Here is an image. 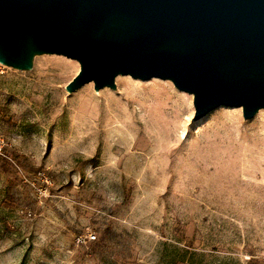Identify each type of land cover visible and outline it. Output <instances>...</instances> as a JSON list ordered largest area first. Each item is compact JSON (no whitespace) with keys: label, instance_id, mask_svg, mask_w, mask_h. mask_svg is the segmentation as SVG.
<instances>
[{"label":"rangeland","instance_id":"374dc122","mask_svg":"<svg viewBox=\"0 0 264 264\" xmlns=\"http://www.w3.org/2000/svg\"><path fill=\"white\" fill-rule=\"evenodd\" d=\"M79 69L0 63V264H264V108Z\"/></svg>","mask_w":264,"mask_h":264},{"label":"water","instance_id":"95a60500","mask_svg":"<svg viewBox=\"0 0 264 264\" xmlns=\"http://www.w3.org/2000/svg\"><path fill=\"white\" fill-rule=\"evenodd\" d=\"M40 54L79 63L68 92L128 74L190 93L191 119L264 108V0H0V63L27 71Z\"/></svg>","mask_w":264,"mask_h":264},{"label":"built area","instance_id":"2783aa9c","mask_svg":"<svg viewBox=\"0 0 264 264\" xmlns=\"http://www.w3.org/2000/svg\"><path fill=\"white\" fill-rule=\"evenodd\" d=\"M89 237H88V239L89 240H91V239H94L95 238V236L93 235V234H90V235H88ZM82 241H84V239H82Z\"/></svg>","mask_w":264,"mask_h":264},{"label":"bare ground","instance_id":"6f19581e","mask_svg":"<svg viewBox=\"0 0 264 264\" xmlns=\"http://www.w3.org/2000/svg\"><path fill=\"white\" fill-rule=\"evenodd\" d=\"M123 77L121 75L116 76V81H118L119 79H122Z\"/></svg>","mask_w":264,"mask_h":264}]
</instances>
